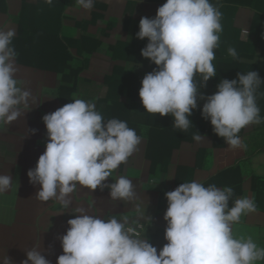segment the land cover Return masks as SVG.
Here are the masks:
<instances>
[{"label":"clouds","instance_id":"clouds-1","mask_svg":"<svg viewBox=\"0 0 264 264\" xmlns=\"http://www.w3.org/2000/svg\"><path fill=\"white\" fill-rule=\"evenodd\" d=\"M52 4L53 0H44ZM95 0H76L90 11ZM222 13L210 0H165L154 18L142 17L136 38L147 39L141 57L156 67L142 78L138 97L144 113L170 116L180 132L193 129L189 117L203 100L201 117L210 122L213 133L230 149L246 150L239 133L249 125L264 123L257 104L258 90L264 85L256 71L238 72L235 79H222L212 95H198L206 82L217 75L212 63L223 31ZM16 29L0 26V128L10 125L27 112L32 91L17 78L18 53L13 45ZM236 59L234 47L227 49ZM199 75L202 86L195 77ZM264 95V93H260ZM47 142L27 177L39 185L35 198L55 200L69 209L70 194L79 187L90 191L109 189L111 201L132 206L134 216L110 214L107 218L77 208L59 237L62 254L56 264H264V246L251 236L237 237L233 225L255 211L254 198L233 200L231 187H207L196 180L180 183L164 194L167 208L164 240L159 251L138 230L145 208L139 202L134 183L120 175L104 182L139 150L142 137L126 121L105 120L95 104L76 98L42 117ZM193 140L205 137L194 131ZM11 175L0 174V194L11 189ZM230 201L232 204L230 206ZM64 212H61L62 214ZM145 231V230H144ZM22 264H51L39 245L26 250ZM0 264H13L0 255Z\"/></svg>","mask_w":264,"mask_h":264},{"label":"crops","instance_id":"crops-1","mask_svg":"<svg viewBox=\"0 0 264 264\" xmlns=\"http://www.w3.org/2000/svg\"><path fill=\"white\" fill-rule=\"evenodd\" d=\"M164 2L95 0L93 8L86 11L76 4V0H53L52 4L44 3V0H0V26L15 27L16 32L18 26H55L58 24L55 18L61 11L60 25L70 32L77 28L72 33L76 40L82 29L88 34H100V46L80 74L100 88L98 96L95 99L78 94L74 96L94 103L105 120L118 118L126 121L142 137L139 150L127 163L121 164L104 184L112 183L120 175L133 181L138 200L145 208V216L150 218V222L141 219L138 230L142 235L144 232L158 251L167 243L163 238L166 228L163 216L167 208L164 194L180 183L192 180L206 187L211 184L218 188L231 187L233 200L242 196L254 198L255 211L243 216L241 223L233 225V232L237 237L251 236L260 246H264V130L259 129L262 123L241 130L239 135L247 144V149L240 150L230 149L221 138L208 130L200 133L205 137L204 142L183 140L178 134L165 131L162 124L145 122L144 114H134L130 101H125L131 111L129 115L106 112V107L113 104L105 100L107 87L104 85V79L112 72L111 58L116 57L115 53H110L111 48L115 49L117 43L123 40L128 24L138 26L142 17L154 18L157 8ZM254 15L255 12L248 8H238L236 11L234 25L241 30L239 39L244 43L253 40L243 31L250 29ZM221 24L223 28V19ZM153 66L149 60L140 57L134 74L142 79L152 71ZM17 67V78L27 82L32 91V100L24 115L0 128V174H9L14 181L8 192L0 194V255L6 254L13 264H22L26 259V250L39 245L42 254L51 264H56L57 257L62 254L59 237L66 232L67 221L74 218L77 208L82 207L89 214L105 218L110 214L134 216L135 213L131 205L111 201L107 187L90 191L78 186L70 194L73 203L69 209H62L55 200L42 202L35 198L39 185L29 182L27 172L35 167L47 142L43 115L62 107L56 96L60 76L55 72L20 64ZM246 69L244 73L248 72ZM252 71L264 77V63L259 62ZM195 82L198 87L202 86L199 78H195ZM259 152L260 155L257 154ZM241 162H244L241 174L217 176Z\"/></svg>","mask_w":264,"mask_h":264},{"label":"trees","instance_id":"trees-1","mask_svg":"<svg viewBox=\"0 0 264 264\" xmlns=\"http://www.w3.org/2000/svg\"><path fill=\"white\" fill-rule=\"evenodd\" d=\"M210 2L222 13L224 26L223 31L219 34V46L214 50L215 59L212 62L217 75L209 79L201 88V93L198 94L205 97L216 92V85L220 80L235 79L238 72L244 73L245 67H247V71H251L257 67L259 62L264 63V0H210ZM238 8H248L255 12L251 27L246 31L248 36H252V42L244 43L239 39L241 30L234 25ZM60 12L55 18L58 22L55 26L38 24L18 26L13 45L18 53L17 64L41 71L55 72L60 76L56 96L63 106L70 103L72 96L76 94L84 98H97L100 88L92 80L82 78L80 74L86 69L90 56L100 46V34H88L82 29L79 31V38L76 40L72 33L77 28L74 27L71 32L63 28L60 25ZM138 31V26L128 24L123 40L117 43L115 49L111 48L110 53H115L116 57L111 58L113 60L112 72L110 76L104 79V85L107 87L105 100L112 101L113 104L106 107V112L120 116L129 115L131 111L125 101H130L134 114H144L145 122L162 124L165 131L178 134L183 140L192 142L194 131L199 134L206 130L213 132L210 122L201 117L200 109L203 106V100L198 101L197 108L189 117L193 129L190 128L187 132H180L174 128L170 116L161 117L159 114L154 116L144 113L145 109L138 97L142 79L136 77L134 70L147 39H137L136 33ZM229 47L236 49L238 54L236 59L228 54L227 49ZM155 67H152V71ZM259 77L264 81V77ZM195 78H199L200 83H202L199 75ZM260 93H264V85L257 93V104L260 108V115L263 117L264 95ZM259 129L264 130V123L259 126ZM257 154L260 155L261 153ZM242 171H244V162L217 176L239 175Z\"/></svg>","mask_w":264,"mask_h":264},{"label":"built area","instance_id":"built-area-1","mask_svg":"<svg viewBox=\"0 0 264 264\" xmlns=\"http://www.w3.org/2000/svg\"><path fill=\"white\" fill-rule=\"evenodd\" d=\"M243 34H247V32L246 31H243Z\"/></svg>","mask_w":264,"mask_h":264}]
</instances>
